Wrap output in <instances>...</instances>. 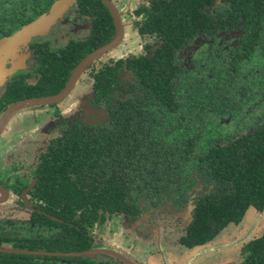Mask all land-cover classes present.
Returning a JSON list of instances; mask_svg holds the SVG:
<instances>
[{
    "label": "flooded vegetation",
    "instance_id": "flooded-vegetation-1",
    "mask_svg": "<svg viewBox=\"0 0 264 264\" xmlns=\"http://www.w3.org/2000/svg\"><path fill=\"white\" fill-rule=\"evenodd\" d=\"M55 1L0 0V40L9 37L19 27L45 12ZM107 1L112 6L113 14H111V11L103 0H67L64 8L47 29L16 46L7 55L3 56L0 53L1 115L13 102L30 97L45 96L29 95V93H32L34 85L39 82L42 73L46 70H51L54 63L57 60H61L60 56L63 49L83 42L88 38L92 22H110L113 28V32L108 39L110 40L115 32L113 21L115 19L118 20L121 23L122 29L119 44L124 34L123 21H129L144 41L138 53L131 52L125 56H119L104 63H98L95 66L94 62L96 59H94L85 67L89 68L90 87L92 90L91 103L95 108L89 109V111L95 110L97 113L100 112L98 117L94 116L92 119H87L86 116V118H83L81 103L74 106V113H71L70 116L63 115L57 109V103L68 98L70 92L75 87L74 83L67 94L59 101L22 107L11 114L1 128L0 145H2L1 138L4 132L12 130L15 125H21L20 130L25 133L28 130L35 134L40 131V128L37 126L30 128L35 120L28 122V118L24 116L26 111H35L48 107L52 108V112L56 116L53 123L47 124V127L44 128L46 130L44 137L38 142L25 141L22 143L23 147L21 149L11 146L0 148V203L15 196L18 200L16 201L23 208L29 210L26 223L31 228L34 223L29 221L30 214L33 211L40 210V207L47 204L40 194L33 190L39 174L46 172L48 181L60 178L61 176H58L57 172H60L59 170L66 159H58L57 155L60 152L62 153L61 148L67 145L63 139L66 136H70L73 132L80 134L83 127L111 129L114 117L113 109L116 103L124 105L125 114L123 113V118L127 135L132 132H147L155 133L158 136V134L165 132L169 134L168 137L176 139L177 135L182 137V134L192 133L193 130L203 131L204 134L198 143L205 137L213 140V144L207 148L206 152L211 147L224 146L238 137L264 130V114L260 113L258 116L256 115L255 121L248 125L246 132L239 133L237 131L233 137L227 136L233 133L235 125H233L232 120L241 112L243 105L246 107V105L251 103H255V105L257 103L260 104L261 100L264 102V0H200L197 6L204 15V23L201 30H197L194 34L188 31L186 33L182 32L183 42L179 46L171 47L166 61L162 60V56L158 52L162 47L160 35L156 33V30H145L143 24L145 22L157 21L161 16L160 13L166 10L168 3H174V1L127 0L124 11L122 10L121 0ZM188 9L192 10V0L188 2ZM182 16H186L189 20H192L193 15L182 13ZM67 23H70V28L65 29L64 25ZM131 58L133 61L139 60V58L147 62L154 60L150 64V67H157L158 65L160 67L157 69L158 71L161 70L162 63L166 65L171 74L169 82L173 85L171 93L178 84L183 87L184 92L188 90V87L197 86L203 89V93L197 95L191 101L189 100L185 105V110L181 112H177L166 104L160 106V97L149 96L143 93L144 87L136 78V74L131 68V61L129 62ZM79 60L71 67L61 87L53 93L46 95L57 93L63 87L71 70ZM119 60L121 62L118 64ZM103 65H106L108 68H114L109 75L113 81L108 85L106 98H103L93 86V74L98 73L100 67ZM3 67L8 69L2 72ZM148 72L150 71L146 73ZM17 90L20 91V96L17 95ZM116 90L119 92L116 93ZM185 94L188 95L186 99L192 97L188 93ZM176 97L180 99L184 98L183 92ZM176 97L173 96V104L175 106H177L175 102ZM196 105H198L199 111L192 110V107ZM152 106L154 107L152 108ZM135 107L141 110L146 108L153 115L150 114L148 118L144 117L143 111L140 112V115H135ZM168 108H170V112H168ZM154 111H158L159 114ZM22 113L23 115H21ZM33 116L37 117L36 114ZM241 122L242 119L239 120V123ZM142 124L148 125L142 128L140 126ZM44 126L45 123L41 127L43 128ZM221 134L223 135L222 138H220ZM184 139L185 137L182 138V140ZM220 139L225 142H221ZM127 143L130 145L131 138L127 140ZM192 151L184 160L185 164ZM202 155H199V157ZM199 162L200 159L197 158L195 164ZM188 174L189 178L194 181V184L191 185L184 195H180L181 197L178 199L180 205L178 208L171 207L167 203L170 195L174 192L171 190L172 187L162 200H157L156 196L149 195L146 191L136 190L134 192L137 196H139L138 194H142L144 203L140 201V196L139 200H132L131 194L126 197L125 202L133 203L135 205L134 208L138 211L137 214L131 216L121 212L120 214L111 215L109 218H119L120 222L126 223L129 228L132 227L133 223L145 226L144 232H146L147 237L145 240L141 239V242H144L146 246L155 244L154 252L157 253L155 264H167L165 258L167 251L178 250L177 253H182V251L186 252V249L195 247H185L179 244L176 238L175 240H169L173 233L177 237L179 228L181 229L188 223L191 218L192 209L194 208L195 199L204 188L203 184L197 180L198 178L196 177L195 179V170L193 168L189 170ZM178 177L179 175L176 176L175 181L178 180ZM207 186L210 190L214 188L213 183ZM204 193H207L205 189ZM146 206L148 207L147 209ZM163 211L169 212L168 222H162L161 217L157 215ZM78 213V210H76L74 216ZM175 221H178L177 225L173 224ZM37 227L48 231L47 227ZM175 228L176 230H174ZM137 231L141 232L142 229H137ZM92 234L97 241L95 234L93 232ZM2 235L14 236L0 231V238ZM137 240L139 241V237L135 238L133 242ZM10 243V240L2 241V243L0 242V247H11L9 246ZM134 245L135 247L137 246V244ZM132 246L133 244L130 243L128 246L129 251H131L130 247ZM166 249L168 250L166 251ZM189 251L191 250H188L187 253ZM30 255L67 256L55 254ZM82 256L88 257L99 264H110V257L115 259L114 264H128L106 253ZM183 256L186 257V254ZM125 257L134 264L141 263V261H139L140 263L135 262L131 255ZM175 259L171 260L170 264H178Z\"/></svg>",
    "mask_w": 264,
    "mask_h": 264
},
{
    "label": "trees",
    "instance_id": "trees-1",
    "mask_svg": "<svg viewBox=\"0 0 264 264\" xmlns=\"http://www.w3.org/2000/svg\"><path fill=\"white\" fill-rule=\"evenodd\" d=\"M173 1L160 13L157 21L143 24L145 30H156L160 35L162 47L158 52L163 61L168 59L171 47L183 42L182 32L194 34L201 30L204 23L203 12L197 6L200 0H192V10L188 9L190 0ZM182 13L192 14V20L182 16ZM112 32L110 22H92L88 38L76 43L74 47L63 49L61 60H57L51 70L42 73L41 79L29 95H46L58 90L71 67L88 51L108 40ZM120 62L121 60L118 64ZM129 62L136 78L144 87L143 93L160 97V106L166 104L181 112L185 110L189 100L203 93V89L197 86L188 87L184 92L179 84L171 93L173 85L169 82L171 74L166 65L162 63L161 70L158 71V65L150 67L154 60L147 62L139 58L133 61L131 58ZM107 68L103 65L98 73L93 74V86L103 98H106L108 85L113 81L109 75L114 68ZM147 71L150 72L146 73ZM19 92L17 90L18 96ZM182 92L184 98L176 97ZM185 93L192 97L186 99L188 95ZM173 96L176 97L177 106L173 104ZM114 106L111 129L83 127L80 134L73 132L65 140L62 138L67 145L57 155L58 159H66L60 172H57L60 178L48 181L46 172L39 174L33 190L47 204L40 207V210L33 211L29 221L34 223L33 228L34 225L47 227L49 234L38 232L29 236L2 235L1 243L10 240L11 247L31 250H84L97 243L90 229L93 224L102 225L111 215L121 212L131 216L137 214L135 205L125 202L126 197L134 191H146L147 194L156 196L157 200L166 196L176 176L185 168L184 160L196 148L203 131L193 130L192 133L182 134V137L177 135L176 139L168 137L169 134L165 132L158 136L147 132H132L127 135L123 118L124 105L116 103ZM170 108L167 109L168 112ZM144 110L135 107V115H140L142 111L144 117L153 115L146 108ZM154 112L159 114L158 111ZM147 125L140 126L143 128ZM129 138L130 145L127 143ZM198 159L200 162L194 165L195 179L197 177L204 188L195 199L190 220L179 228L176 237L179 244L188 248L208 242L229 223L237 224L247 208L252 207L256 211L263 209L264 130L238 137L224 146L211 147ZM211 183L214 185L212 190L207 186ZM204 189L207 193H204ZM76 210L79 213L74 216ZM168 214L169 212L163 211L157 215L162 222H168ZM173 224L177 225L178 221ZM241 252L243 257L238 264H264V230L247 240L241 247ZM110 258L109 263L114 264L115 259ZM0 264L99 263L83 256H46L0 251Z\"/></svg>",
    "mask_w": 264,
    "mask_h": 264
},
{
    "label": "rangeland",
    "instance_id": "rangeland-1",
    "mask_svg": "<svg viewBox=\"0 0 264 264\" xmlns=\"http://www.w3.org/2000/svg\"><path fill=\"white\" fill-rule=\"evenodd\" d=\"M126 1L127 0H121L123 11L126 6ZM69 24H65L64 28H70ZM123 24L124 34L121 42L114 48L97 57L94 62V66L98 63H104L119 56H125L131 52L138 53L140 51V48L144 43L141 36H139L131 22L123 21ZM7 69L8 68L3 67L2 72L6 71ZM74 83L75 87L70 92L68 98L57 103V109H59L63 115L70 116L71 113H74V106L81 103L83 118H86V116L87 119H92L94 116L98 117L100 112L97 113L95 110L89 111V109H95L91 103L92 90L90 87L91 79L89 76V68L82 69ZM117 92L119 91L116 90V93ZM193 107L192 110L199 111L197 108L198 105H196L194 108ZM260 113L264 114V102L262 100L260 101V104L257 103L255 105V103H251L246 105V107L243 105L241 107V112L234 117V120H232L233 125H235L233 133L228 134L227 136L233 137L236 135L235 132L237 131H239V133L246 132L248 125L253 123L255 121V117H257ZM35 114L37 117L33 116ZM21 115H23V113ZM24 116L28 118V122L35 120V123L33 122L30 128L37 126L40 128V131L35 134L28 130L25 133L24 131L20 130L21 125H15L12 130L4 132L2 135V145H0V148L4 146H11L21 149L23 147L22 143L25 141L38 142L44 137V132L46 131L44 128L47 127V124L53 123L54 119H56L55 114L52 112V108L48 107H43L35 111L28 110L24 113ZM241 119L242 122L239 123V120ZM44 123L45 126L42 128L41 126ZM222 137L223 135L221 134L220 138ZM220 140L221 142H225L222 141V139ZM212 144L213 140L205 137L200 143H198V146L189 155L185 164V168L179 174L178 180L174 182L171 188V190L174 192H172L170 199L167 201L171 207L178 208L180 205L178 199L185 194L191 185L194 184V181L189 178V170L192 168L194 169V165H196L195 163L197 162L199 155L204 154L207 148ZM138 195L140 196V201L144 203L142 194ZM139 196H137V194L134 192L131 194V199L137 201L139 200ZM16 200L17 198L13 196L7 200H3L0 203V231L5 234L18 236H29L38 232L48 234L49 231L39 227L31 228L26 223L29 210L27 208H23L17 202L18 200ZM147 208L148 207L146 206V209ZM242 218L243 219H241L237 224L229 223V225L225 226L211 240L189 251L188 253L187 251L177 253L178 250L173 252L167 251L168 249H172L168 248L166 249L167 253L165 257H168L169 259H172L173 257L175 259L177 257L176 261L178 264H238L243 257L241 252V247L243 244L247 240L258 236L264 230V206L261 211H256L251 207V212L247 210ZM135 224L133 223L132 227L129 228V226L127 227L126 223H121L119 218H114L109 219L100 226L93 225L91 227V231L95 234L98 241L94 247L108 248L124 257L131 255L135 262L141 261L142 264H145V262L146 264H150L149 259L151 258V264H155L157 257V253L154 252L155 244H149V246H146L144 242H141V239L145 240L147 237L146 232H144L145 226H140L139 223ZM137 229H142V231L138 232ZM174 234L175 233H173L169 240H175L176 237ZM137 237H139V241L137 240L133 242L135 238L137 239ZM130 243L133 244V246L130 247L131 251L128 249ZM134 244H137V246L135 247ZM177 254H181L179 255L180 257L177 256ZM184 254H186V257L183 256Z\"/></svg>",
    "mask_w": 264,
    "mask_h": 264
},
{
    "label": "water",
    "instance_id": "water-1",
    "mask_svg": "<svg viewBox=\"0 0 264 264\" xmlns=\"http://www.w3.org/2000/svg\"><path fill=\"white\" fill-rule=\"evenodd\" d=\"M107 5L108 9L113 14V9L111 4L107 0H103ZM67 0H56L51 4V6L42 14L37 16L32 21L22 25L19 27L14 33H12L9 37L0 40V53L5 56L16 46L24 43L32 36L42 32L47 29L55 20L56 16L59 15L60 11L64 8ZM115 18V17H114ZM115 32L110 40L105 42L104 44L98 46L93 49L85 56H83L79 62L73 67L71 70L67 80L65 81L63 87L54 94L38 96V97H30L23 100H19L11 103L0 115V130L5 124L6 120L13 114L15 111L22 107L30 106V105H38V104H49L53 102H57L62 99L67 92L70 90L77 77L79 76L82 69H84L89 63H91L94 59L113 48L118 44L122 32H121V23L118 20H114ZM0 251L3 252H17V253H30V254H50V255H67V256H93L95 254L106 253L111 256H114L128 264H134L130 262L126 257L120 255L112 251L111 249L104 247H90L80 251H49V250H28L25 248H11V247H0Z\"/></svg>",
    "mask_w": 264,
    "mask_h": 264
},
{
    "label": "crops",
    "instance_id": "crops-1",
    "mask_svg": "<svg viewBox=\"0 0 264 264\" xmlns=\"http://www.w3.org/2000/svg\"><path fill=\"white\" fill-rule=\"evenodd\" d=\"M247 210H249V211L251 212V207L247 208L246 211H247ZM246 211H245V213H246ZM245 213H244V215H245ZM244 215H243V216H244ZM242 219H243V218H242ZM228 225H229V224H228ZM221 230H222V229H221ZM221 230H220V231H221ZM218 233H219V232H218ZM218 233H217V234H218ZM197 247H199V246H195V247H193V248H191V249H186V251H188V250H192V249H195V248H197ZM172 249L175 250L176 248H172ZM183 249L185 250V248H183ZM172 252H173V251H172ZM179 255H181V254H179ZM179 257H180V256H179ZM165 258H166L167 264H170V261H171V260H174V257H173L172 259H170V260H169L168 257H165ZM176 258H177V257H176ZM175 260H176V259H175ZM149 261H150V263H151V258L149 259Z\"/></svg>",
    "mask_w": 264,
    "mask_h": 264
}]
</instances>
